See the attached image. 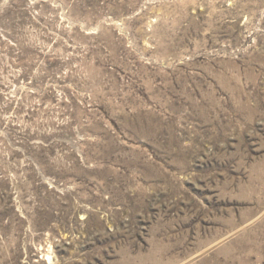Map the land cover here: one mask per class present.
Instances as JSON below:
<instances>
[{
	"label": "rangeland",
	"instance_id": "obj_1",
	"mask_svg": "<svg viewBox=\"0 0 264 264\" xmlns=\"http://www.w3.org/2000/svg\"><path fill=\"white\" fill-rule=\"evenodd\" d=\"M240 262L264 0H0V264Z\"/></svg>",
	"mask_w": 264,
	"mask_h": 264
},
{
	"label": "bare ground",
	"instance_id": "obj_2",
	"mask_svg": "<svg viewBox=\"0 0 264 264\" xmlns=\"http://www.w3.org/2000/svg\"><path fill=\"white\" fill-rule=\"evenodd\" d=\"M53 253H52V251H51V249H49L48 250V252H47V256H48V259L50 260V261H52V258H51V255H52ZM241 264H242V262H240Z\"/></svg>",
	"mask_w": 264,
	"mask_h": 264
}]
</instances>
